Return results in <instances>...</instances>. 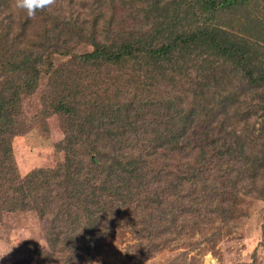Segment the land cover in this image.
Wrapping results in <instances>:
<instances>
[{
	"label": "trees",
	"instance_id": "1",
	"mask_svg": "<svg viewBox=\"0 0 264 264\" xmlns=\"http://www.w3.org/2000/svg\"><path fill=\"white\" fill-rule=\"evenodd\" d=\"M52 116L64 160L21 176L13 140ZM249 200L264 202V0H56L31 18L0 0V224L32 214L47 242L15 264H93L123 229L150 255L218 243Z\"/></svg>",
	"mask_w": 264,
	"mask_h": 264
},
{
	"label": "rangeland",
	"instance_id": "2",
	"mask_svg": "<svg viewBox=\"0 0 264 264\" xmlns=\"http://www.w3.org/2000/svg\"><path fill=\"white\" fill-rule=\"evenodd\" d=\"M39 92L27 100L25 110L34 117L40 110ZM39 117V116H38ZM61 119L52 116L12 142L13 156L21 176L40 168H54L64 160L57 150L62 141ZM248 215L225 228V236L210 241L196 234L191 241L174 243L158 254L142 250V239L130 230L111 237L93 264H264V202L249 200ZM44 225L32 214L8 216L0 224V264L21 263L34 248L47 249ZM144 243V241H143ZM38 246V247H37ZM46 247V248H45Z\"/></svg>",
	"mask_w": 264,
	"mask_h": 264
},
{
	"label": "clouds",
	"instance_id": "3",
	"mask_svg": "<svg viewBox=\"0 0 264 264\" xmlns=\"http://www.w3.org/2000/svg\"><path fill=\"white\" fill-rule=\"evenodd\" d=\"M56 4V0H15V7L27 13L28 17H34L37 12L43 11Z\"/></svg>",
	"mask_w": 264,
	"mask_h": 264
}]
</instances>
